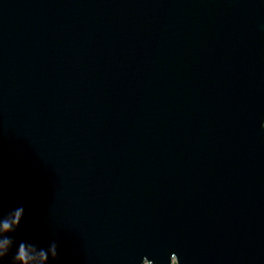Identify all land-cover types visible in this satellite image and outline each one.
<instances>
[{
	"label": "water",
	"instance_id": "95a60500",
	"mask_svg": "<svg viewBox=\"0 0 264 264\" xmlns=\"http://www.w3.org/2000/svg\"><path fill=\"white\" fill-rule=\"evenodd\" d=\"M262 122L264 0H0V201L49 264H264Z\"/></svg>",
	"mask_w": 264,
	"mask_h": 264
},
{
	"label": "clouds",
	"instance_id": "9594fccd",
	"mask_svg": "<svg viewBox=\"0 0 264 264\" xmlns=\"http://www.w3.org/2000/svg\"><path fill=\"white\" fill-rule=\"evenodd\" d=\"M261 126L264 127V122ZM24 213L23 206H18L5 213L2 201H0V264H6L14 246H16V251L11 255L10 264H49L50 259L57 260L59 253L56 241H52L47 247L27 240H22L18 245L16 244V240L11 234L16 232ZM174 256L177 258L178 264H181L180 256L176 252L170 254L169 264H172ZM145 261L150 262V264H158L157 258H149L147 254L142 257L140 264H145Z\"/></svg>",
	"mask_w": 264,
	"mask_h": 264
},
{
	"label": "rangeland",
	"instance_id": "374dc122",
	"mask_svg": "<svg viewBox=\"0 0 264 264\" xmlns=\"http://www.w3.org/2000/svg\"><path fill=\"white\" fill-rule=\"evenodd\" d=\"M145 264H148V263H145Z\"/></svg>",
	"mask_w": 264,
	"mask_h": 264
}]
</instances>
